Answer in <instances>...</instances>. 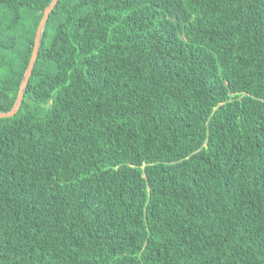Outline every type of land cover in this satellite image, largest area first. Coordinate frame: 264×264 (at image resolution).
<instances>
[{"label": "trees", "instance_id": "obj_1", "mask_svg": "<svg viewBox=\"0 0 264 264\" xmlns=\"http://www.w3.org/2000/svg\"><path fill=\"white\" fill-rule=\"evenodd\" d=\"M51 0H0V112ZM0 264H264V0H58L0 119Z\"/></svg>", "mask_w": 264, "mask_h": 264}, {"label": "water", "instance_id": "obj_2", "mask_svg": "<svg viewBox=\"0 0 264 264\" xmlns=\"http://www.w3.org/2000/svg\"><path fill=\"white\" fill-rule=\"evenodd\" d=\"M57 1L58 0H51V2L47 5V7L43 11L42 17L39 20V23L37 25V28H36V31L34 34L33 46H32V50H31L30 58H29L27 67L24 71L22 80L20 82L19 90H18L16 99H15V102H14L12 108L8 112H4V113L0 112V119L1 118H9V117L13 116L18 111V109L20 108L22 98H23V93H24L25 88L27 86L29 76L31 75L32 68H33L34 62L36 60L37 53L39 51V43H40V38L42 35L43 28L45 26V23L47 21V18L49 16L50 12L52 11V9H53V7Z\"/></svg>", "mask_w": 264, "mask_h": 264}]
</instances>
